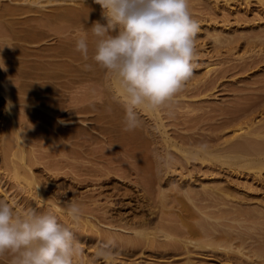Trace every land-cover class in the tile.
Wrapping results in <instances>:
<instances>
[{"label":"rangeland","instance_id":"374dc122","mask_svg":"<svg viewBox=\"0 0 264 264\" xmlns=\"http://www.w3.org/2000/svg\"><path fill=\"white\" fill-rule=\"evenodd\" d=\"M78 1L81 2V0H78ZM85 1H88V0H85ZM85 1L83 0L82 2H85ZM67 2L68 3H66V1H65V3L62 2V5H66V4L77 5L78 4L77 2L73 3V2H70L69 0ZM189 3H190V10H191L192 15L200 23V31L197 35V40H196L198 55L196 57L195 63L197 65V67L194 69V73H193L191 79L186 82L184 90L176 96L174 101L169 102L166 106H164L163 108L160 109V113H161L160 122L162 123L161 128H165V130L172 136L173 140L180 139L181 138L180 135L193 134L194 136H199L201 138L207 139L201 144L202 147H207V146L210 147L211 146V147L217 148L219 146L226 144V143H224V139L226 136H228L231 133L232 125L227 126V127L224 126V119L226 117V110L227 109H234L237 106H240V107L244 106V107H242V108H244L243 109V111H244L243 116H245L244 119H247V117L253 116L255 114H257V116H258L257 119H259L262 115L259 112V110H262V109H258V108L259 107L264 108V106H258V105H256V103H258L260 101L264 102V99L262 100L260 97V95L264 94V1H261V0H189ZM31 4H32V10H33V12H32V10H31V12H29V14H31V15L35 14V13H36L35 15H38L39 13L41 14V12H39V11L50 9L49 5L44 6V8L42 9V7H39V4H37V3L33 2ZM34 8H37L38 9L37 12H39V13L35 12L36 9H34ZM17 17L18 18L20 17L19 19H21L25 16L23 14V15H19ZM94 20H98V19H94ZM88 21H91V20H88ZM88 21H86V22H88ZM66 22L68 23L69 21H66ZM70 23H68V24H70ZM34 24H35V22L33 23V25ZM36 27H39V28H35L33 26L32 27V33H31V35L33 34L34 41H36V42L33 41L32 43H30V41H29V43H28L27 41H23V42H26L25 45H29L33 48H36L39 45H40L39 47H42V46L47 47L48 44H49L48 46H50V47L53 46L50 44H54L55 47L59 46V43L61 40H60V37L57 35L52 36V35H54L52 33L54 31L50 32L48 27H46V28L41 27V26H36ZM89 28L90 27L87 28L86 26H84L83 28H80L78 35L76 34L77 37L78 36L79 37L76 38L75 37L76 35L73 34L74 36H72V38L70 39V40H73V43H72V41H70V44H76L75 41H77L76 39L80 38L81 34H82L81 37L84 36L88 39L87 40L88 44L91 41L93 42L94 41L93 38H92V40H89L92 37V36H90L91 32H90ZM37 29H39V30H37ZM34 30H36V32H34ZM84 30H86V34H85ZM87 30L90 33L89 32L87 33ZM49 32H50V35H47V34H49ZM42 33H44V34H42ZM37 35L40 37H38ZM45 35L47 37H45ZM35 36H37L38 39H35L36 38ZM42 37H44V40ZM73 37L75 38V41H74ZM39 38H41L42 40ZM56 39L57 40L59 39L60 41H57ZM12 41L15 42L16 40L12 39ZM37 41H39V42H37ZM44 43H45V45H44ZM56 44H58V45H56ZM92 53L93 52H91V55H92ZM89 55H90V53H89ZM90 60L91 59H88L87 61L84 60L85 62L83 60H81V61H78V64L76 62V64H75L76 67H74L75 70H73V75H71L73 77V79L75 78L76 80H78L77 84H78V82H79V84H82V85H80L81 86L80 89H82V88L83 89L80 92V94L82 93L81 95L85 96L86 103H91L94 106L93 111H96V112L90 111L91 113L84 112V113H86L87 116L84 113H82L83 115L80 114L83 118H86L85 120H87V118H88V120L85 121V123L84 122L80 123L81 124L80 129L81 128L83 129L85 127L82 132L80 131V135H79V140L81 139L80 140L81 144H79L78 148L80 147L81 150L80 149L79 150L83 151V152H81V155H82V153H83V155L86 154L85 156H87V154H88L87 158L84 156L86 161L90 162L91 159H92V161H93V159L96 160V161H94V164L90 163V165H94V166L96 165L97 167H102L103 170H107V171L113 169L112 167H114V165H115L114 169H116L117 168L116 166L119 165L118 164L119 160L120 161L124 160L123 162L127 163V164H129L128 163L129 161H131V162H132V160L135 161V162H132L131 166H133L134 163H135V165L137 163L139 164V161H141V160L137 157V155H131L128 151L129 149H127L128 147L130 148L132 145V144L131 145L129 144L130 142H128V140H127V144L130 146H128L126 144L125 147H122V146H121L122 148L118 147L120 149H118L117 147H113L112 145L108 144L109 139H110L109 135H111L112 132L115 134V132L118 130L117 127H113L114 125H112V122L108 121V123L111 124V125L110 124L108 125L107 122L100 123V122H97L95 119L92 118L93 116L98 114V112H99L98 109L101 106H102L101 108H104V110L109 105L112 106V107H108L105 110V111L110 112V116H108V118H110L114 115H117L119 113L121 114V112H122V116H123L124 115V112H123L124 107H123L122 103H120L118 101V99L115 98L116 97L115 93L109 92L110 96H111L110 97V96H108L109 94L106 95L107 92H103L104 91L103 89H105L107 87V84H109L112 81L113 76L111 75V73H108L107 71L104 72V70L99 68L97 66V64L95 65L94 61L90 62ZM92 62L94 64H92ZM84 63H86L87 65L92 64L90 67H92V68L95 67L96 70H93L92 68L90 69L88 67L86 68L85 67L86 64H84ZM97 71H99V73L95 75V73ZM91 72L92 73L94 72V74H92ZM106 74H110L112 77L111 78H110V76L107 77ZM100 77H101V79H100ZM84 78H86L85 81H84ZM99 79H100V82H99ZM103 80H105V82ZM107 80H108V82H107ZM53 81H54V79L48 80V82L46 83L47 86H43V89H47L48 91H50L49 94L47 92L46 95H48V96H54L55 95L59 98L61 96L59 94L60 93L59 90H57L54 86L51 85V83ZM48 83H50V84H48ZM89 83L90 84L93 83L94 85L98 86V90H96V93H95L96 95L95 94L92 95V93L91 94L86 93V95L90 94V96L91 95L93 96V97L92 96L90 97L91 99L85 95V92H83L85 87H88V85H86V84H89ZM95 83H97V84H95ZM103 84H104V88H103ZM113 84H114V82L112 81V85ZM50 88H53L52 90H54V89H56V90L52 91ZM100 88L102 89V92L100 91ZM69 92L70 91L67 90L66 94L69 95ZM98 92H100V95ZM199 92H201V93H199ZM70 93L74 94L73 92H70ZM102 93H104V94H102ZM183 93H186L187 97L181 96V94H183ZM68 95H66V96L62 95L61 97H68ZM97 95H99V96H97ZM108 97H109V100H108ZM92 98L94 100V103L95 102L97 103L98 108H96L97 106L93 103ZM2 99L4 100L3 96H2ZM2 99L0 97V101ZM3 100L0 102L1 107H2V103H4ZM110 102H111V104H110ZM105 105H106V107H103ZM28 106L45 109V108H42L40 105L28 104ZM116 109H117V111H115ZM28 110L31 114L28 112ZM118 111H119V113H118ZM26 112H28V113H26ZM108 112H106V113H108ZM112 112H114V113H112ZM111 113H112V115H111ZM91 115H92V117H91ZM107 115H109V114H107ZM263 115H264V113H263ZM18 116H19V121H21L20 122L21 123L20 127H22L21 130L25 131L24 135L27 136V134L29 133V135L27 136L28 138L24 137L25 140L28 139V141L26 140L27 146H31L32 149L36 148L34 150L37 152L39 151L38 155L41 156L42 158H40V159L41 160L43 159V161H44V162H42L40 160L42 163L39 162L38 164L34 165V166H36V165H39V166H36L37 168L33 167L34 168L33 171L35 172V173L34 172L33 173L36 175L38 173V176L35 175V178H37L38 182H40V184L43 186L44 192L46 193L47 196L49 195V196L56 197V201H58V203L60 205H63V206H64V204H68V202L71 200L76 199L75 200L76 202L82 201L79 204L81 209L85 208L84 212H86V214L88 213L90 215H93L92 217L95 218L97 221H95V219H93V218L92 219L95 221V223L98 224V225L96 224L97 225L96 227H98V228H99V226H101V228H102L103 223H105L106 221L108 222V220H110V221L112 220V223L117 224V225L121 224V225L131 226V224H132V225H134L133 227H137V228H140L141 225L142 226L144 225V227L146 228L148 226V224H150L149 225L150 227H152L151 225L155 226V229L153 231H157L158 229H160V231H159V233L161 234L160 238L163 240H165L164 239L165 235L162 236V234L165 233L166 231L169 232L167 229L171 228V229H169L170 230L169 233H170V235H174L175 237L173 236L172 238H170L168 240H169L170 246H172V247H165L164 245L159 246V247L158 246L151 247V245L148 244L149 245L148 246L147 243H143V245L140 244L141 246L140 245H137V246H126L125 245L124 246L121 243L118 244V242H117L115 245V252H114L112 264H187L188 262H189L188 264H261V262L264 261L263 260L264 256L262 255V254H264L263 253L264 237H263V235H261V234H264V227H262L260 225V223L258 224L256 222L251 221L253 219L256 220L255 218L250 219L252 217H249V218L244 220V222H246L245 226H247V228L243 227L244 224H242L243 226L241 224H238L240 222H238L237 220H236L237 222L232 221V220L230 222V220H229V222H227V223L228 224L231 223V224H229L230 226L227 223H224L222 226L219 225L221 227L228 226V227H230V229L232 228V231L234 233H230L231 230L229 233L231 234V236L233 234L232 237L235 240V242L232 239V237H229V235H230L229 234L228 240L224 241L221 245H216V244H212V243L210 244L211 241L209 239L204 240L201 238L200 240H197V241L193 240V241L197 242L198 245H194V243H191V245H190L191 249H189V250H191L190 252L187 251L186 246L185 247L183 246L184 241H182V240L185 239V237H187V235H190V234L188 231V227L187 226L185 227V225L182 226L181 222H179L180 220L177 219V221H176L175 217L178 216V218H180L178 214L180 213V211L183 208H185V207L191 208V207L195 206V204H197L196 202H198V203L201 202V201L199 202V200L202 198V196H205V193H207L209 189L207 190V192H205L206 190L205 189L203 190V187L201 186L200 183L202 182V179L207 178L205 172H207V174H209L211 172V170L209 169L210 167H208V166L203 165V167H202L200 164V161L196 158L192 159V164H189V166H187L185 164L182 165L181 160H180L181 158L179 157L177 151H175L174 148L167 146V144L163 141V139L161 137L162 134H160L162 132L160 131V129L158 127H156L157 126L156 125L157 122L155 121L156 118L150 116L148 113L143 112V111L140 112L141 125L137 129H135V130H137L136 132L138 134H135L134 130H133L134 132L133 131H130V132H133L135 135H137V136H135V135L134 136L137 138L136 140H138L139 143L144 142L146 144V148L148 147L147 149H149V150L146 149L143 152L144 153L146 152L148 154V159L145 156V155H147L146 153L144 156H145V159H147L146 161H148V164L150 167L148 169L152 170V171L151 170L149 171V172H152V174H151L152 177H150V178L152 179V178L156 177L155 180L154 179L151 180L148 177L150 180L149 179H147V180L152 181V182H150V183H148L147 181L145 182L144 179H146L147 177L144 179L141 178V177H143V174H144L143 173V174H141V176H139L137 178V181H133V180H135V177L137 175L134 172L135 171L134 170V171H132L133 176L132 177L130 176L132 178V181H133L132 182V181H130L129 175L127 174V172L129 173L130 171L128 170V168H127V170H125V168H121V165H122L121 164V165H119L120 167L118 168V170H123V172L117 171L118 172L117 173L116 172L117 169H116L115 173H113L114 171L112 170L113 171V172L111 171V174L113 173L111 175L112 177L111 176L109 178L105 177L107 179V181L104 178L103 183H102L105 185L108 184L106 186V189H104L105 187H103L100 189L98 188L99 190L94 189V188L91 189L92 187H90V185L88 186V184H87V182L89 180L91 181V179L96 177V175L95 176L91 175L88 173V171H86L85 167H86L87 163H85V160H83V158H84L83 155L81 156L82 159L81 158L78 159L81 162V163L78 162L81 164V165L79 164L80 167L78 166V168L82 169L81 166H83V170L80 169L79 172H78V168L75 169L76 171L75 170L73 171V169L71 167H67V169L63 170V171L68 172V176L65 174H58V175L53 174L52 175L50 172H48L47 167L51 163L50 160L53 159L52 160V163H53V162H55L54 159H57V157H59V154H60L59 149L61 147L67 149V147L70 144H72L71 139H67V138L65 139V138H63V136H61V134L59 135L58 130L55 128V125L53 126V124H52L53 118H50V116H47L46 114H43V116H42L40 112L38 113L35 111V113H34V110H30L28 107L26 109V106L22 107V111L18 114ZM150 117H152L153 119ZM89 118L90 119L92 118L91 119L92 121ZM123 118H124V116L122 117V120H124ZM144 118H145L146 122L143 121ZM191 118H197V120L193 121ZM25 119H26V121H23ZM50 119H52V120H50ZM27 120H31L30 121L31 126H29L30 124ZM1 121H2V118H0V124H1ZM22 123H24V124H22ZM92 123L95 124L96 127ZM96 123H98V125ZM82 124L84 127L82 126ZM103 124L105 125V127H106V125H107V127L109 126V130L111 128H113V130L111 129L109 131L107 129L109 131V132L107 131L108 134L107 133L104 134V132H106L105 129L107 127L105 128ZM21 125H23V126H21ZM91 125L94 126L95 128L92 127ZM99 125L101 128H102L101 125H103V128L101 131L99 130V129H101L100 127L98 129ZM70 126H71V124H68L67 128H71ZM114 128H116L117 130ZM103 129H104V132H103ZM29 131H31V132H29ZM90 131H92V132H90ZM92 133L93 134L95 133V135H93ZM113 133L111 136H115V135H113ZM118 133L119 132L117 131V134ZM90 134H92L91 136H93L94 139H92ZM60 137H62V139H60ZM99 137L101 138V140H99L100 139ZM141 139H142V141H140ZM68 140H70V142ZM96 140H97V142H96ZM106 140L108 143L106 142ZM146 141H147V143H146ZM155 141H156V143H155ZM63 143L65 146L63 145ZM157 143H158V145H157ZM186 145L190 146L189 143H186ZM65 149H61V151L64 152ZM121 149H122V151H121ZM56 150L58 151V153H56ZM119 150H120V152H119ZM89 151H91V152H89ZM95 151H97L96 154H95ZM122 152H123V154H122ZM139 152H140V150H139ZM165 152L171 154V156L173 157V160L169 164V166L171 165V167H169V166L165 167L163 165H158V162L155 158L156 155L163 154ZM52 153H55V154L53 155ZM90 153H93L95 157H93V154H90ZM119 153H120V155H118ZM126 153H127V155H126ZM124 154L126 155V157ZM55 155H57V157ZM89 155H91V156L89 157ZM108 156H110V157L107 158ZM112 156H114V157H112ZM116 156L119 158V160ZM119 156H122L123 158L122 157L120 158ZM132 156H135L134 158L136 160ZM91 157H93V158H91ZM127 157H129V161H127L128 160ZM130 157L132 158L131 160H130ZM1 159L2 158L0 157V163L2 161ZM87 159H89V160H87ZM107 159H109V160H107ZM110 159H112V160L115 159L114 161H116V162L118 161L116 163L118 165H116V164L113 165L114 161H112ZM103 160H105V161H103ZM151 160H152V164H150ZM136 161H137V163H136ZM105 162H107V163L109 162L108 165L106 163L107 166L105 165ZM111 162H112V164H111ZM47 164H48V166H47ZM109 164H111V165H109ZM246 166H248V165L240 167V169H239V171L241 172L240 175H238V173H236V174L233 173V169H234L233 167H221V168H219V166H218L217 169H215V171H217L218 173H216L215 175H211V177L212 176L217 177V178H220L221 180H219V181H208L207 183L210 185L222 184V185L231 187V188H233L235 194L243 197V196H245V194L240 191V190H242L246 194L259 197V199H261L264 202V169L262 170L261 175H257L254 173L255 171H253L252 168H250L248 166L249 167V169H248ZM84 168H85V170H84ZM172 168H173V170H172ZM124 170L127 172H125ZM250 170H252V171H250ZM190 171L193 172L192 174H193L194 180H195L194 181L195 186H193V187L191 186L193 188V191L195 189V191L193 192L194 196L191 193L192 188H189V190L187 189V186L190 187L188 185V182L183 180V178H181V176H180L181 173H189ZM72 172L74 173V175L77 172L79 174L77 173L78 175L76 174L75 175L76 177L75 176L71 177L73 175ZM124 172H125L124 175L127 174L126 176L129 178V180H128V178L124 179L125 176L123 175L124 176V178H123V176L121 175ZM81 173H84L82 175H84L86 177V178L84 177V179H86V180L83 179V176L81 175ZM119 173H121V174L119 175ZM252 173H254V174H252ZM88 174H89V177H88ZM159 174L162 175L163 178L159 177ZM134 175H135V177H134ZM92 176H94V177H92ZM90 177H92V178H90ZM76 178H78V179H76ZM78 180H80V181H78ZM108 180H109V183H106V182H108ZM74 181H76V182H74ZM90 181L88 183H90ZM139 181H141V182H139ZM237 181L240 182V185H236ZM11 184L6 185L7 189H11V190H9L10 193L7 194L6 198L7 197L10 198V196H13L14 194L17 196L20 195L19 190H21V188H17L16 186H13V184L12 185ZM245 185L249 186L250 188H247ZM11 186H12V188H9ZM13 187L15 190L18 189L17 192H15V190H13ZM143 189H145V190H143ZM101 190L102 191L105 190V196L108 195L107 199H109V200H107L104 197V194L103 195L99 194L101 192ZM107 190H108V192H106ZM186 191H188V193L190 192L191 194L190 193L189 194L192 195L193 198L189 194L187 195ZM164 192L166 193V195H168L167 196L168 198L169 197H170V199L174 198L173 200H171L172 202H169L170 205L168 204V206L170 207L169 209H172L175 212L173 215H172V211H171V213H166V216H164L162 218L163 221L160 219V222H159V218H161V214H160L161 210L160 209H162V208H160V206L161 207L163 206V204H161V203H163L162 202L163 198L166 197ZM109 193H111V194L109 195ZM21 194L22 195L19 196L20 198L18 197L19 201L21 202L20 204H22L24 199H25V201L22 205H20V204L17 205V206L21 207L20 209L24 210V209L35 207V209L38 212L54 211V213L58 216L60 222L70 226L73 229L75 238L82 244V246L84 248V255H83L82 261H78L77 264H106V262L102 258H98L95 255L98 245L101 242L106 241V239L104 240V238H101L99 232L96 231V230H99L100 228L98 229L95 227L94 229H96V230L94 232L89 230V233H87L88 231L87 232L83 231L84 229L81 228V226H80L81 224L78 226L79 223L78 222L75 223L71 219V217L65 218L63 216H60L61 212L59 214L58 211L56 212V210H52V207L48 206L49 205L48 202L43 203L42 200H40L41 201L40 202L39 197L32 196L28 192H25V194H24V192H22ZM26 195H27V197L30 196L31 198L30 197L29 198L31 200L29 198H27ZM164 195H165V197H164ZM176 196H177V198H176ZM199 196H201V198ZM53 197H51V198H53ZM9 198H7V200L10 202ZM73 198H75V199H73ZM180 198H182V201ZM3 199H5V198H3ZM183 199H185V200L183 201ZM29 200L31 203L29 202ZM183 202H185V204H186L185 207H183L184 206ZM94 204L98 205V206H95ZM14 205H16V204L14 203L13 206ZM33 205H34V207H32ZM93 205H94L95 209H93ZM99 205H100V207L102 206L101 209L99 208ZM181 205L183 207L182 209L180 207ZM188 205H189V207H188ZM96 207L98 209L97 211H96ZM83 209H82V214H83ZM92 209L94 210L93 211L94 214H91ZM178 209H180V210H178ZM86 210H88V211H86ZM159 210H160V212H159ZM82 214L80 216L81 220L79 219L80 221H82V219H84L85 218L84 216L86 215L85 213L83 214L84 216ZM104 214L107 217L105 216V218H103L104 216L102 217V215H104ZM169 214H171L172 216L170 215L171 217L170 216L168 217ZM173 216H174V218H173ZM100 217H101V219H100ZM62 218H64V219H62ZM102 219L104 222L102 221ZM138 219H141V220H138ZM142 219H144L143 220L144 222L142 221ZM207 219H210V220L208 221ZM248 219H250L251 222H249ZM137 220H138V224H140L139 226H136V225H138L136 223ZM145 220H146V222H145ZM191 220H193V221H191L192 223H197V224L199 222L203 223L205 221V223H206V221H208L207 222V224H208L209 222L213 221L214 219L212 220L211 218H207L206 216L199 215V216L192 217ZM221 220L222 219H220L219 221H221ZM140 221H141V223H139ZM161 221L163 223H161ZM226 221H228V220L226 219ZM156 222L159 224L161 223V224L156 225ZM248 222H249V224H248ZM171 223L173 224L172 227H170ZM202 223H200V224H202ZM215 223L213 225H215ZM232 223L236 224L235 226H237L236 227L237 229L236 228H234V229L237 231L233 230V227H235V226L232 227V225H233ZM242 223H243V221H242ZM163 224H164V226L165 225L166 226L163 227ZM174 224H176L177 226L181 225V227L178 226L179 230L177 229L178 230L177 232H179V233H175L174 231L172 232V229L173 230L176 229L175 228L176 225H174ZM217 224H219V223H217ZM251 224H254V225L252 226ZM145 225H147V226H145ZM167 225L168 226L170 225V226L168 227ZM213 225H210V224L207 225L208 227L210 226V228L211 227L214 228V229L211 228V231H214L216 229V227H218V229L220 228L221 230L227 229V227L223 229V228L219 227L218 225L217 226L215 225V227H213ZM224 225H226V226H224ZM257 225L258 226L260 225L263 229L261 227L260 228L257 227ZM156 226L158 227V229L156 228ZM159 226H161V227H159ZM162 227H163V229H162ZM166 227H167V229H166ZM81 229H82V231H81ZM142 229H143V227H142ZM240 230H242V231L244 230V231L238 232ZM261 230H263V231H261ZM226 231H229V230H226ZM260 232H263V233L259 234ZM240 233H241V236H240ZM234 234H236V235H234ZM257 235L259 237H256ZM236 236H237V239H239V238L240 239L237 240L235 238ZM249 236H253V239L255 237L257 238V239L255 238V240H257V241L255 242L254 248H252L253 246H251V245H254L253 244L254 240H252V237H249ZM261 236L263 238H260ZM241 238L243 240H245V242ZM246 238L251 239L253 241L251 243V240L247 239L250 242V246L248 245L249 242H248V244L246 243V241H247ZM258 239L260 242L257 244ZM166 241H167V239H166ZM181 241H182V243H181ZM261 241H262V244H261ZM231 242L233 244H231ZM174 243H177L176 244L177 246ZM214 245H216L217 247H215ZM226 246H227V248H226ZM257 246L259 249H257ZM260 249H263L262 252ZM255 250L256 251L258 250V253ZM246 254H248L249 256ZM188 258L190 261L187 260ZM10 262H11V259L8 256H0V264H10Z\"/></svg>","mask_w":264,"mask_h":264},{"label":"bare ground","instance_id":"6f19581e","mask_svg":"<svg viewBox=\"0 0 264 264\" xmlns=\"http://www.w3.org/2000/svg\"><path fill=\"white\" fill-rule=\"evenodd\" d=\"M65 1H66V3H68L67 2L68 0H0V97H1V99H2V96L4 97V100L2 99L4 103H2V107L0 106V118H2V121L0 124V157L2 158L1 159L2 164L0 163V199L5 198L4 200L8 201L7 198H9V197L6 198V196L8 193H10L9 190H11V189H7L6 185H8V184L10 185L12 183L13 186H16L17 188H21L22 191L19 190L20 191L19 196L22 195L21 194L22 192H24V194H25V192H28L32 196L39 197L40 198L39 201L42 200L43 203L48 202L49 203L48 206H51L52 210H56V212L58 211L59 214L61 212L60 216L67 218V217H69L66 214L67 204H64V206L60 205L58 203V201H56V197L49 196V195H48L49 196L48 197L46 195V193L44 192L43 186L40 184V182H38L37 178H35L36 174H34L35 172L33 171L34 170L33 167H36L39 165H36V166H34V165L38 164L41 161L42 162H44V161H43V159L42 160L40 159L42 157L38 155L39 151L37 152L34 150L36 148L32 149L31 146H27L28 139H26L27 140L26 141L25 138H28L27 136L29 135V133L27 134V136L24 135L25 131L21 130V128H22V127H20L21 121H19V116H18V114L22 111L23 106L24 107L26 106V109L28 107L30 110H34V113H35V111L38 113L40 112L42 116H43V114H46L47 116H50V118H53L52 124H53V126L55 125V128L58 130L59 135L61 134V136H63V138H65V139L66 138L71 139L72 144H70L67 147V149L62 148V147L59 149L60 154H59V157H57L58 154L55 155L57 157V159H54L55 162L52 163L53 159L51 158L52 159V160H50L51 163L50 164L48 163L49 166L47 164L48 172H50L52 175L53 174H56V175L65 174L68 176V172L63 171L64 169H67V167H71L74 171L76 168H78V166L80 167L81 162L78 159L79 158L82 159L81 156L83 155V153L81 155V152H83V151H80L81 150L80 147L78 148L79 144H81V141H80L81 139L79 140V135H80V131L82 132L85 128L82 124V126L84 128L83 129L81 128L82 129L81 130L80 129V125H81L80 123H82V122L85 123V121L88 120V118H87V120H85L86 118H83L80 114H82L84 112L91 113L94 110V106L91 103H86L85 96H82L81 95L82 93L80 94V92L83 89V88L80 89V87H81L80 85H82V84H79V82H78V84H79L78 85L77 84L78 80H76L75 78L73 79V77L71 76V75H73V70H75L74 67H76L75 66L76 62L78 64V61H81V60L84 61V59L82 58L81 54L75 50L76 44H70V41H72V43H73V40H70V39L72 38V36H74L73 34L78 35L80 28H83L84 26H86L87 28L91 27L92 24L95 21H97L94 19H98L102 23L104 21H103L102 16H101V12H102L101 6L96 4L94 2V0H88V1L84 0L85 2H82L83 0H81V2H79L78 0H73V1L69 0L70 2H73V3L77 2L78 4L77 5H75V4L62 5V2L65 3ZM261 1H264V0H261ZM33 2L39 4V7H42V9L44 8V6L49 5L50 9L41 10V11H39V12H41V14H40L39 12H37L38 9L34 8V9H36L35 12L39 13L40 15L39 14L35 15L36 13L31 15V14H29V12H31V10H32V4L31 3H33ZM32 12H33V10H32ZM23 14L25 17H23L21 19H19L20 17L19 18L17 17V16L23 15ZM88 20H91V21H88ZM33 21L35 22L34 25H33V23H34ZM66 21H69L68 23H70V22L71 23L68 24ZM86 21H88V22H86ZM33 26L35 28H39L36 26H41V27H45V28L48 27L50 32L54 31V32H52L54 34L52 36L57 35L60 37L61 41L59 39L58 40L56 39L57 41H60L59 46L55 47L54 44H50V45H53L52 47H50V46H48L49 44L48 45L46 44L47 47H43L42 45H41L42 47H39L40 46L39 45L38 47L35 46L36 48H33L29 45H25L26 42H23V41H27L28 43H29V41H30V43H32L34 41L33 34L31 35ZM37 30H39V29H37ZM84 31L86 34V30H84ZM34 32H36V30H34ZM50 32L47 35H50ZM88 32L89 31L87 30V33ZM42 34H44V33H42ZM91 34H90V36H92ZM77 35L75 36L76 38L79 37V36L77 37ZM81 35H80V38H81ZM37 36H35L36 37L35 39H38V37H40V36H38V37ZM45 37H47V36L45 35ZM42 38L44 40V37H42ZM92 38L94 39V37L92 36L89 40H92ZM12 39L16 40L17 42L12 41ZM39 39H41V38H39ZM19 41L20 42L22 41V42L20 43ZM39 41H37V42H39ZM74 41H75V38H74ZM34 42H36V41H34ZM44 45H45V43H44ZM56 45H58V44H56ZM93 49H94V41L93 42L91 41V42H89V53H90V55H91V52H93ZM89 59H91V56L89 57ZM91 61L92 60H90V62ZM94 63L92 62V64H94ZM84 64H86V63H84ZM88 68L91 69L92 67H88ZM94 68H92V69L96 70V68L95 69ZM94 72L93 73L91 72V73L94 74ZM104 72H105V70H104ZM98 73H99V71H97L95 73V75ZM111 75L106 74V76L107 77L110 76V78L112 77ZM50 79H54V81L51 83V85L54 86L57 90H59L60 93L59 92L58 93L61 96L62 95L63 96L68 95V94H66L67 90H69L70 92H73L74 94H71L69 92L68 97H61L57 93L61 98L60 97L58 98L55 95L54 96L46 95L47 92L49 94L50 91H48L47 89H43V86H47L46 83ZM85 79L86 78H84V81H85ZM100 79H101V77H100ZM100 79H99V82H100ZM105 80H103V81L105 82ZM112 81L114 82L113 85H112ZM112 81L109 83L110 85L107 84V87L105 89H103L104 90L103 92H107L106 95L109 94L108 96H110V93L116 94V89L118 87L117 82L115 81L114 77L112 78ZM107 82H108V80H107ZM48 84H50V83H48ZM89 84H86V85H88V87H85V89L83 90V92H85V95H86V93H90V94L92 93V95H93L96 93V90H98L97 85H94L93 83L90 85ZM95 84H97V83H95ZM103 88H104V84H103ZM50 89L52 90L53 88H50ZM56 89H54V90H56ZM54 90H52V91H54ZM100 91L102 92L101 88H100ZM201 92H199V93H201ZM98 93L100 95V92H98ZM90 94H88L86 96H88L90 98L92 96V95L90 96ZM102 94H104V93H102ZM99 95H97V96H99ZM181 96L187 97V94L183 93V94H181ZM260 97L263 100L264 94L260 95ZM92 100H93V98H92ZM108 100H109V97H108ZM93 103H94V100H93ZM28 104L40 105L42 108H45V109H41L38 107H30L31 105L28 106ZM94 104L97 106L96 108H98L97 103L95 102ZM110 104H111V102H110ZM106 105L103 107H106ZM256 105L264 106V102L260 101V102L256 103ZM101 107L98 109V111H99L98 114L93 116V117L91 115V117L100 123H103V122L108 123V121L112 122V125H114L113 127L118 128V130L116 128H114V129H116L119 132L117 134V131L115 130L116 132L114 134L111 131L113 133V135H115V136H111L112 135V133H111V135H109L110 136L109 143L107 142V140H106V142L108 144L112 145L113 147L118 148L121 146L125 147V145L127 144V140H128V142H130L129 144L130 145L132 144L130 148L126 147L127 149H129L128 150L129 153L131 155H137V157L141 160V161H139V164L137 163V161H138L137 160L136 161L137 164L135 165V163H134L133 166L134 165L135 166L133 167V166H131V164H132V162H135V161H133V160H132V162L129 161V157H127V159H128L127 161H129L128 162L129 164H127V163L123 162L124 161L123 159H122L123 161H120L119 158L116 156L119 160L118 164L119 165L122 164L121 168H125V170H127V168H128V170L130 171L129 173L131 175L127 171H125V170L124 171L127 172V174L129 175L130 181H132V178H131L133 176L132 171L135 170L134 172L137 175H136V177L134 175L135 180H133V181H137V178L139 176H141V174L144 173L143 177H141V178L144 179L147 177L146 179H144L145 182L146 181L148 183L152 182V181H149L151 179L150 177H152V175H151L152 172H149L151 169L150 170L148 169L150 167H149L148 161H146L148 159V154L145 152L147 154V155H145V153L143 152L148 147L146 148V144L144 142L139 143V141L136 140L137 138L135 136H137V135H135V134H138L136 132L137 130H134L135 134L133 133L134 131L133 132L124 131L123 130V120H122V117L124 115L122 116V112L120 111L121 112V114H120L118 111L119 114H117V115L113 114L114 116L108 118V116H110V112L105 111V110L108 107H112V106L109 105L107 108H105V110H104V108H101ZM242 107H244V106H242ZM242 107L237 106L234 109H227L226 110V117L224 119V126L227 127V126L232 125V129H231V133L228 136H226L224 139V143H226V144L219 146L217 148L211 147V146L210 147H208V146L202 147L201 144L207 139L201 138L199 136H194L193 134L180 135V137H181L180 139L173 140L172 136L165 130V128H161L162 123L160 122V119H161L160 109L156 110V111H152V110L143 111V112L148 113L150 116L156 118V120L154 119L157 122L156 127H158L160 129V131L162 132L160 134H162L161 137H162L163 141L167 144V146L172 147L175 149V151H177L179 157L181 158L180 160H181L182 165L185 164V165L189 166V164H192V159L196 158L200 161V164L202 167H203V165L208 166V167H210L209 169L211 170V172L209 174H207V172H205L207 178L202 179V182L200 183L201 186L203 187V190L204 189L206 190L205 192H207V190L209 189L208 192L205 193V196H202V198H201V196H199L201 198L199 200V202L200 201L201 202L200 203L196 202L197 204H195V206H193L191 208L185 207L186 204H185V202H183L184 203L183 207H185V208H183L181 205L180 207H181V209L182 208L183 209L180 211V213L178 212L179 214L177 213L180 218H178V216L175 217L176 221H177V219L180 220L179 222H181L182 226L185 225V227L186 226L188 227V231H189L190 235H187V237H185V239L182 240V241H184L183 246L184 247L186 246L188 252L191 251V250H189V249H191L190 248L191 243H194V245H198V243L193 241V240L197 241V240H200L201 238L204 240L209 239L211 241L210 244L212 243V244H216V245H221L224 241L228 240V235L230 233H234L232 231V228L230 229V227L226 226L228 224L227 222H229V220H230V222H231V220L232 221L237 220L238 222H240L238 224H241V225L244 224V226L243 225L242 226L247 228V226H245L246 222H244V220L249 218V217H252L250 219L255 218L256 220L253 219L251 221L256 222L258 224L260 223V225L262 227H264L263 226L264 225V202L261 199H259V197L246 194L242 190H240V191L242 193H244L245 196H243V197L238 196L237 194H235L233 188H231V187H228V186H225L222 184L210 185L207 183L208 181H219V180H221L220 178H217V177H213V176L211 177V175H215L216 173H218L217 171H215V169H217L218 166H219V168H221V167H233L234 168L233 173H235V174L238 173V175H240V173H241L239 171L240 167L248 165L250 168L253 169V171H255L254 172L255 174H257V175L262 174V170L264 169V115H263L264 108H260V107L258 108V109H262V110H259V112L263 115V116L261 115V117L259 119H257L258 118L257 114H255L253 116H249V117H247V119H244V117H245V116H243V113H244L243 109L244 108H242ZM115 111H117V109ZM28 112H29V110H28ZM28 112H26V113H28ZM93 112H96V111H93ZM106 112H108V113H106ZM112 113H114V112H112ZM112 113H111V115H112ZM84 114L86 115V113H84ZM107 114H109V115H107ZM139 115H140V113H139ZM152 117H150V118H152ZM191 119L193 121L197 120V118H191ZM50 120H52V119H50ZM23 121H26V119ZM27 121L30 124L31 120H27ZM143 121L146 122L145 118L143 119ZM24 123H22V124H24ZM68 124H71V126H70L71 128H67ZM96 124L98 125V123H96ZM109 124L110 123H108V125ZM93 125L96 127L95 124H93ZM103 125H101L102 128H103ZM21 126H23V125H21ZM29 126H31V124ZM94 126H92V127H94ZM99 127H100V125L98 126V129H99ZM104 127H105V125H104ZM106 127H107V125H106ZM102 128L99 130L101 131ZM107 129L109 130V126L105 129L106 132H104V129H103L104 134L107 133V131H108ZM111 129L113 130V128H111ZM29 132H31V131H29ZM90 132H92V131H90ZM92 134H90V136ZM93 135H95V133ZM91 137H92V139H94L93 136H91ZM60 139H62V137H60ZM97 140H96V142H97ZM99 140H101V138ZM68 141L70 142V140H68ZM140 141H142V139ZM156 141H155V143H156ZM64 143H63V145H64ZM146 143H147V141H146ZM186 143H189L190 146H187ZM130 145H128V146H130ZM157 145H158V143H157ZM61 149H65V151L63 150L64 152H62ZM118 149H120V148H118ZM57 150H56V153H58ZM139 150H140V152H139ZM147 150H149V149H147ZM121 151H122V149H121ZM89 152H91V151H89ZM96 152L97 151H95V154H96ZM119 152H120V150H119ZM93 153H90V154H93ZM52 154L54 155L55 153H52ZM122 154H123V152H122ZM85 155H83V157ZM118 155H120V153ZM126 155H127V153H126ZM126 155H125V157H126ZM144 155L147 157V159H145ZM90 156L91 155H89V157ZM85 157L87 158L88 154ZM85 157L83 158V160H85ZM93 157H95L94 154H93ZM93 157H91V158H93ZM109 157L110 156H108L107 158H109ZM112 157H114V156H112ZM119 157L121 158L122 156H119ZM132 157L134 158L135 156H132ZM131 159L132 158L130 157V160ZM87 160H89V159H87ZM107 160H109V159H107ZM110 160H112V159H110ZM114 160H112V161H114ZM94 161H96V160L93 159V161H92V159H91L90 162L85 160V163H87L86 167H85L86 171H88V173L91 175H94V176L96 175V177L92 176L94 178L90 177V178H92L91 181L89 180L90 183H88L89 181L87 182L88 186L90 185V187H92L91 189H93V188L94 189H98V188L100 189L103 187H105L104 189H106V186L108 184L107 185L102 184L104 178L105 177L109 178L113 173H115L116 169H117L116 172L117 171L123 172V170H118V168L120 167L118 164H116L118 161L117 162L114 161L115 163L113 162V165L114 164L118 165V166H116L117 168L114 169V167H115V165H114V167H112L113 169H111V170L108 169L109 171L103 170L102 167H97L96 165L95 166L90 165V163L94 164ZM103 161H105V160H103ZM78 162H80V163H78ZM106 163L107 162H105V165H106ZM108 163H107V165H108ZM111 164H112V162H111ZM111 164H109V165H111ZM150 164H152V160H151ZM248 166H246V167L249 169ZM81 167H82V169L78 168V172L80 169L83 170V166H81ZM169 167H171V165ZM85 168H84V170H85ZM172 170H173V168H172ZM111 171L113 172L112 174H111ZM250 171H252V170H250ZM125 172L123 174L119 173V175L121 174L123 176L125 174ZM192 173L193 172L190 171L189 173H181V175H180L181 178H183V180L188 182V185L190 186V187L187 186L188 190H189V188H192L193 186H195V182H194L195 180H194V176ZM254 173H252V174H254ZM82 174H84V173H81V175ZM89 174H88V177H89ZM75 175L73 173V175L71 177H73ZM126 175H124L125 178L123 176L124 179L128 178ZM36 176H38V173ZM82 176L84 179L85 176L84 175H82ZM159 177H162V175L159 174ZM78 178H76V179H78ZM106 178H105V180L107 181ZM129 178H128V180H129ZM155 178H152V179L155 180ZM147 179H149V180H147ZM80 180H78V181H80ZM84 180H86V179H84ZM76 181H74V182H76ZM139 182H141V181H139ZM106 183H109V180ZM236 185H240V182L237 181ZM246 187L250 188L249 186H246ZM9 188H12V186ZM145 189H143V190H145ZM13 190H15L14 187H13ZM17 190L18 189H16L15 192H17ZM194 191H195V189H194ZM194 191L192 188L191 193L193 196H194V194H193ZM106 192H108V190ZM186 192H187V195L190 193V192L188 193V191H186ZM99 194L100 195L104 194V197L106 199L108 198L107 197L108 195L105 196V190L104 191L101 190V192ZM110 194L111 193H109V195ZM164 194L166 195L165 192H164ZM165 195H164V197H165ZM192 195H190V196L193 198ZM19 196L14 194L13 196H10L9 200H10V203L12 205L14 203L16 204V205H14V207H17L20 209L21 207L17 206L21 203L19 201V198H20ZM167 196L168 195H166V197L163 198V201H162L163 203H161V204H163V206L162 207L160 206V208H162V209H160L161 212L159 210V212L161 214V218H159V222H160V219L163 221L162 218L164 216H166V213H171V211H172V215H173L175 212L174 210L169 209L170 207L168 206V204L170 205L169 202H172L171 200H173L174 198L170 199V197L168 198ZM177 196H176V198H177ZM26 197H27V195H26ZM29 197H27V198H29ZM51 197H53V198H51ZM73 199H75V198H73ZM180 199L182 201V198H180ZM30 200H29V202H30ZM107 200H109V199H107ZM184 200L185 199H183V201ZM24 201H25V199H24ZM24 201L22 202V204L24 203ZM81 202L82 201H79L78 204H80ZM22 204H20V205H22ZM94 205H93V209H95ZM95 206H98V205H95ZM32 207H34V205ZM101 207L99 205L100 209H101ZM188 207H189V205H188ZM84 209H83V214L84 213L86 214V212H84L85 211ZM93 209H92L91 214H94ZM88 210H86V211H88ZM97 210L98 209L96 207V211ZM178 210H180V209H178ZM170 215L171 214H169L168 217ZM199 215L206 216L207 218H211L212 220L213 219L214 220L209 222L208 224H207V222L210 219H207L208 221H206V223L204 221L203 222L204 224L202 222H199L198 224L192 223L191 221H193V220H191V218L195 217V216H199ZM92 216L93 215H90L87 213L84 216L85 218L82 219V221H80L81 219L77 221L79 223V224L77 223L78 226L81 224L80 225L81 228L84 229L83 231H86V232L88 231L87 233H89V230L94 232L96 230L94 228L98 225L97 223H95V221H97V220L95 218H93ZM105 216H106L105 214L102 215L103 218H105ZM174 216H173V218H174ZM92 218L95 219V221ZM62 219H64V218H62ZM100 219H101V217H100ZM220 219H222L223 221L222 220L219 221ZM226 219L228 221H226ZM250 219H248L249 222H251ZM138 220H141V219H138ZM138 220L136 222L137 224H138ZM143 220L144 219H142V221ZM102 221H103V219H102ZM162 221H161V223H163ZM242 221H243V223H242ZM145 222H146V220H145ZM249 222H248V224H249ZM139 223H141V221ZM200 223H202V224H200ZM214 223H215V225L217 223H219V224H217L218 226L219 225L222 226L224 223H227L226 225H224L227 227V229H224L226 227L219 226V227L223 228L224 230H221L220 228H219L220 229L219 230L218 227H216V229L214 231H211L212 227L210 228V226L208 227L207 225H209V224L213 225ZM157 224H159V223L156 222V225ZM176 224H174V225H176ZM229 224H231V223H229ZM232 224H233L232 225V227H233L237 223L236 224L232 223ZM139 225L140 224H138L136 226H139ZM149 225L150 224H148V226L145 225V226H147L146 228L144 227V225L143 226L141 225L140 228H137V227H133L134 225H132V224H131V226L121 225V224L117 225V224L112 223V220L111 221L108 220V222L106 221L105 223H103L102 228H101V226H99L100 229L98 227H96L99 229L96 231L99 232L100 237L104 238V240L105 239L106 240L107 239H113L116 241V243L117 242H118V244L121 243L124 246L125 245L126 246H137L140 244L143 245V243H147V245L149 244V245H151V247H155V246L159 247V246H163V245L165 247H172V246H170L169 240H168L174 236V235H170V233H169L170 232L169 229H171V228L167 229V227H166V229L169 232L166 231L165 233L162 234V236L165 235L164 236L165 240H163L160 238L161 237V234L159 233L160 229H158V227L156 226V228L158 230L156 229L157 231H153L155 229V226L151 225L152 227H150ZM170 225L169 226L172 227L173 224L171 223ZM181 225H178V226L181 227ZM215 225H213V227H215ZM251 225L253 226L254 224H251ZM260 225L259 226L257 225V227L260 228L261 227ZM165 226L163 224V227H165ZM178 226L176 225L175 226L176 229H174V230L172 229V232L174 231L175 233H179V232H177L179 230ZM142 227H143V229H142ZM159 227H161V226H159ZM163 227H162V229H163ZM236 227L237 226L233 227L234 231H237L234 229ZM82 229H81V231H82ZM212 229H214V228H212ZM226 230H229V231H226ZM230 230H231V232H230ZM241 231L242 230H240L238 232H241ZM261 231H263V230H261ZM261 233H263V232H260L259 234H261ZM234 235H236V234H234ZM261 235H263V237H264V234H261ZM232 236H233V234H232ZM232 236H231V234L229 235V237H232ZM240 236H241V233H240ZM249 237H252V240H254V242L248 238H246V240L247 239L251 240V243L253 242V244H254L251 246H253L252 248H254L255 242L257 241V240H255V238L259 237V236L257 235L254 239H253V236H249ZM263 237L261 236L260 238H263ZM235 238L237 239V236ZM166 239H167V241H166ZM232 239H233V237H232ZM239 239H237V240H239ZM248 240L246 241L247 244L249 242ZM182 241H181V243H182ZM243 241L245 242V240H243ZM232 242H231V244H233L235 242V240L233 243ZM259 242L260 241L258 239L257 244ZM174 244L176 245L177 243H174ZM261 244H262V241H261ZM216 245H214V246L217 247ZM248 245L250 246V242ZM258 246H257V249H259ZM226 248H227V246H226ZM260 250L262 252L263 249H260ZM256 252L258 253V250ZM263 253H264V250H263ZM246 255H248V254H246ZM262 255L264 256V254H262ZM4 256H8L11 259L10 255H4ZM187 260L190 261L189 258ZM263 263H264V261L261 262V264H263Z\"/></svg>","mask_w":264,"mask_h":264},{"label":"clouds","instance_id":"9594fccd","mask_svg":"<svg viewBox=\"0 0 264 264\" xmlns=\"http://www.w3.org/2000/svg\"><path fill=\"white\" fill-rule=\"evenodd\" d=\"M101 6L103 23L90 27L94 37L91 60L111 73L117 82L116 98L124 107L123 130L140 127L141 111H156L175 100L197 67L199 21L189 0H94ZM75 50L89 59L85 37ZM90 67V65H85ZM167 167L173 157L156 155ZM66 214L74 222L82 209L71 200ZM116 242H101L96 256L112 264ZM10 255V264H77L84 248L73 229L60 222L53 211L21 210L0 199V256Z\"/></svg>","mask_w":264,"mask_h":264}]
</instances>
